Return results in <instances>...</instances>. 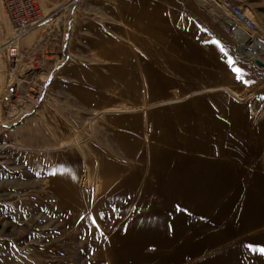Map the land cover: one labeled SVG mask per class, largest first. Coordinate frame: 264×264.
Here are the masks:
<instances>
[{"label": "rangeland", "instance_id": "rangeland-1", "mask_svg": "<svg viewBox=\"0 0 264 264\" xmlns=\"http://www.w3.org/2000/svg\"><path fill=\"white\" fill-rule=\"evenodd\" d=\"M214 1L56 0L13 58L0 0V264H264V7Z\"/></svg>", "mask_w": 264, "mask_h": 264}, {"label": "built area", "instance_id": "built-area-1", "mask_svg": "<svg viewBox=\"0 0 264 264\" xmlns=\"http://www.w3.org/2000/svg\"><path fill=\"white\" fill-rule=\"evenodd\" d=\"M4 9L10 19L13 30V42L9 48L10 56L16 58L19 54V41L35 25L40 23L44 16L38 0H1ZM217 9L230 18L238 28L247 32L250 36L258 35L259 25L247 16L241 7L226 0H215Z\"/></svg>", "mask_w": 264, "mask_h": 264}, {"label": "crops", "instance_id": "crops-1", "mask_svg": "<svg viewBox=\"0 0 264 264\" xmlns=\"http://www.w3.org/2000/svg\"><path fill=\"white\" fill-rule=\"evenodd\" d=\"M55 1L56 0H39L41 9L45 15L51 12V10H52L51 8L54 5ZM260 1L261 0H257V5L262 4L264 7V0H262V2H260Z\"/></svg>", "mask_w": 264, "mask_h": 264}, {"label": "snow or ice", "instance_id": "snow-or-ice-1", "mask_svg": "<svg viewBox=\"0 0 264 264\" xmlns=\"http://www.w3.org/2000/svg\"><path fill=\"white\" fill-rule=\"evenodd\" d=\"M217 43H219V41H217ZM221 50H223V49H221ZM230 63H233L234 64L235 62L234 61H230ZM235 71L237 73H240L242 70L237 68V69H235Z\"/></svg>", "mask_w": 264, "mask_h": 264}, {"label": "bare ground", "instance_id": "bare-ground-1", "mask_svg": "<svg viewBox=\"0 0 264 264\" xmlns=\"http://www.w3.org/2000/svg\"><path fill=\"white\" fill-rule=\"evenodd\" d=\"M203 5V4H202ZM248 34V33H247ZM250 40H253L254 38L252 36L249 37Z\"/></svg>", "mask_w": 264, "mask_h": 264}, {"label": "water", "instance_id": "water-1", "mask_svg": "<svg viewBox=\"0 0 264 264\" xmlns=\"http://www.w3.org/2000/svg\"><path fill=\"white\" fill-rule=\"evenodd\" d=\"M260 64V63H259Z\"/></svg>", "mask_w": 264, "mask_h": 264}]
</instances>
